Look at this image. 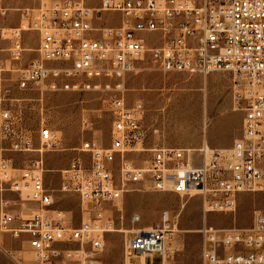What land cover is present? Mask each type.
Segmentation results:
<instances>
[{"label":"built area","instance_id":"1","mask_svg":"<svg viewBox=\"0 0 264 264\" xmlns=\"http://www.w3.org/2000/svg\"><path fill=\"white\" fill-rule=\"evenodd\" d=\"M20 11L1 71L16 72L18 87L36 91L39 100L48 92H101L112 119L110 142L84 137L60 171V190L78 194L89 206L88 217L74 226L44 181V152L56 144L55 131L42 126L37 145L21 109L14 108L25 98L0 79V134L7 142L0 147V232L28 243L31 264H94L114 229L105 205L136 184L203 193L207 212L234 210L239 193L264 191V0H56ZM6 13L0 7V17ZM105 13L121 18L99 23ZM28 31L38 35L39 46L38 56L26 63ZM146 57L163 71L237 76L234 105L243 117L231 147L207 141L198 147L145 146L144 105L129 104L128 81ZM92 123L85 120L84 127ZM6 151L36 156L19 165ZM146 151L150 156L137 163L134 157ZM25 202L34 204L27 216L18 209ZM170 231L166 212L160 226L139 228L128 238L129 257L160 251L165 264ZM200 231L204 264H264L261 209L254 210L249 228L205 219Z\"/></svg>","mask_w":264,"mask_h":264},{"label":"rangeland","instance_id":"2","mask_svg":"<svg viewBox=\"0 0 264 264\" xmlns=\"http://www.w3.org/2000/svg\"><path fill=\"white\" fill-rule=\"evenodd\" d=\"M56 0H0V7L8 12H21L24 7H37ZM100 0H89L93 5ZM7 17V16H6ZM2 18V17H0ZM118 22V17L105 13L99 21ZM10 29H6V37ZM28 36V37H27ZM24 62L38 56L33 49L38 45V35L28 31ZM2 83L11 86L14 96L24 97L15 103L21 109L23 123L34 130L38 145L39 129L50 126L57 135L53 148L44 152V181L52 192L56 206L64 210L69 222L77 226L89 215L80 196L60 190V171L78 154L76 150L84 137L95 136L110 142L111 114L105 95L95 90L48 92L42 100L37 92L21 90L17 74L1 71ZM237 76L229 71L208 74L163 71L149 57L140 62V69L129 76L128 102L140 100L144 105L143 123L146 127L145 146L156 144L198 147L207 141L219 148L231 147L241 134L243 113L234 105ZM21 103V107L19 105ZM1 110V106H0ZM85 120H92V128L84 127ZM7 146L0 134V147ZM19 165H25L36 156L35 152L17 153L6 151ZM150 156L146 151L134 160L143 164ZM33 203L25 202L18 209L23 215L32 212ZM22 207V208H21ZM264 212V191L241 192L237 197L236 210L207 212L205 195L192 191L181 194L173 191H155L149 185L136 184L125 194L105 205V213L113 218L114 229L106 234L103 248L95 254L94 264H129L127 240L139 228L147 224L160 226L168 212L171 231L167 243L171 246V264H204L203 236L200 228L205 219L219 227L238 226L249 228L254 222V210ZM140 219L135 220L134 215ZM175 226L174 230L172 229ZM151 227V226H149ZM148 228V227H147ZM33 254L28 243L9 233L0 232V264H31ZM136 264L143 263V256L134 255ZM67 264H80L68 262ZM146 264H162V253L147 255Z\"/></svg>","mask_w":264,"mask_h":264},{"label":"crops","instance_id":"3","mask_svg":"<svg viewBox=\"0 0 264 264\" xmlns=\"http://www.w3.org/2000/svg\"><path fill=\"white\" fill-rule=\"evenodd\" d=\"M120 18H121V15L118 16V20ZM20 22H21V12L17 13V12L11 11V12L6 13V15L3 16L2 18H0V67L2 65V62H3L4 58L7 55V50H8V47H9V40L6 37L5 30L19 25ZM25 36H27V33L25 34ZM38 46H39V39H38V45L35 46V47H32V48L36 50ZM0 77H1V72H0ZM149 226H153V225L147 224V225H145L142 228H147ZM133 256H134L133 254L130 255L128 261L131 264H136L133 261ZM146 261H147V256H143V262L145 264H146Z\"/></svg>","mask_w":264,"mask_h":264},{"label":"bare ground","instance_id":"4","mask_svg":"<svg viewBox=\"0 0 264 264\" xmlns=\"http://www.w3.org/2000/svg\"><path fill=\"white\" fill-rule=\"evenodd\" d=\"M194 192H197V191H195V190H193L192 191V195L194 194ZM236 207H237V205H236ZM236 207L234 208V210H236ZM152 227H154V226H151V227H148V228H152ZM147 228V229H148ZM174 228H175V226L172 228L173 230H174ZM170 234V233H169ZM169 234H168V237H169ZM168 239V238H167ZM166 247H167V253H166V259H165V264H171V261H170V255H171V251H172V249H171V246H170V244L169 243H167V240H166ZM127 256H128V259H127V261L129 260V251L127 250ZM129 262V261H128ZM129 264H131V263H129Z\"/></svg>","mask_w":264,"mask_h":264}]
</instances>
